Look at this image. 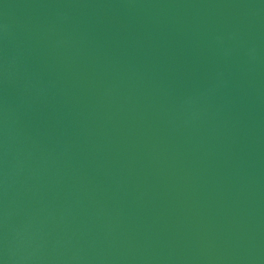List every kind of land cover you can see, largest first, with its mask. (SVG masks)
I'll return each mask as SVG.
<instances>
[{
  "label": "water",
  "instance_id": "1",
  "mask_svg": "<svg viewBox=\"0 0 264 264\" xmlns=\"http://www.w3.org/2000/svg\"><path fill=\"white\" fill-rule=\"evenodd\" d=\"M0 264H264V0H0Z\"/></svg>",
  "mask_w": 264,
  "mask_h": 264
}]
</instances>
